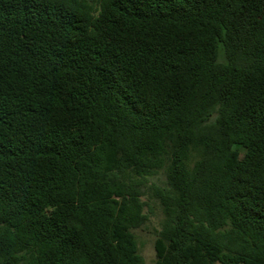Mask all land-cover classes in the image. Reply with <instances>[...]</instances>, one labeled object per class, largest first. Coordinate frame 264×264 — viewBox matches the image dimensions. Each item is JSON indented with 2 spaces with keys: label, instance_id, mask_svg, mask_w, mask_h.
Returning a JSON list of instances; mask_svg holds the SVG:
<instances>
[{
  "label": "trees",
  "instance_id": "16d2710c",
  "mask_svg": "<svg viewBox=\"0 0 264 264\" xmlns=\"http://www.w3.org/2000/svg\"><path fill=\"white\" fill-rule=\"evenodd\" d=\"M264 264V0H0V264Z\"/></svg>",
  "mask_w": 264,
  "mask_h": 264
},
{
  "label": "rangeland",
  "instance_id": "374dc122",
  "mask_svg": "<svg viewBox=\"0 0 264 264\" xmlns=\"http://www.w3.org/2000/svg\"><path fill=\"white\" fill-rule=\"evenodd\" d=\"M149 204L150 206L145 208L149 216L148 220L142 226L133 229L145 264H153L156 260L155 242L164 217L158 200L149 199Z\"/></svg>",
  "mask_w": 264,
  "mask_h": 264
}]
</instances>
